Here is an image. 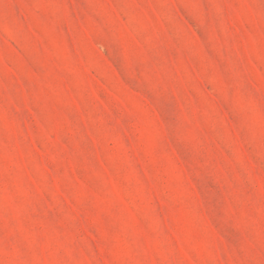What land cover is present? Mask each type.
<instances>
[{
  "label": "rangeland",
  "instance_id": "obj_1",
  "mask_svg": "<svg viewBox=\"0 0 264 264\" xmlns=\"http://www.w3.org/2000/svg\"><path fill=\"white\" fill-rule=\"evenodd\" d=\"M0 264H264V0H0Z\"/></svg>",
  "mask_w": 264,
  "mask_h": 264
}]
</instances>
